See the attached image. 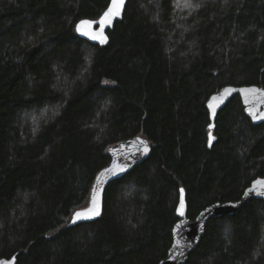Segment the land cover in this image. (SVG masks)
I'll return each instance as SVG.
<instances>
[{
    "label": "trees",
    "instance_id": "obj_1",
    "mask_svg": "<svg viewBox=\"0 0 264 264\" xmlns=\"http://www.w3.org/2000/svg\"><path fill=\"white\" fill-rule=\"evenodd\" d=\"M130 0L106 46L76 31L111 0H0V259L159 264L179 221L264 178V124L227 86L264 89V0ZM209 132L215 137L209 147ZM150 157L109 184L101 217L71 226L109 150ZM187 264H264V201L210 220Z\"/></svg>",
    "mask_w": 264,
    "mask_h": 264
},
{
    "label": "water",
    "instance_id": "obj_2",
    "mask_svg": "<svg viewBox=\"0 0 264 264\" xmlns=\"http://www.w3.org/2000/svg\"><path fill=\"white\" fill-rule=\"evenodd\" d=\"M129 1L130 0H125L121 15L119 17L114 18L110 26L106 25L104 27L103 34L104 36L107 37L106 42L101 43L99 40H93L89 36L82 35L80 32L76 30L79 37L89 42L92 45L106 46L109 43L108 32L110 30H113L115 25L118 22H121L123 20L126 7ZM110 5H111V2L109 6ZM89 21H92V20H89ZM80 22L77 25H79ZM99 28H100L99 24L94 23L92 26V31L98 32ZM243 89H257L259 91L245 92V91H242ZM236 96H239L241 98V101L245 107L246 115L253 122V124L254 125L264 124V119L254 120L252 115L249 114V110L256 113L257 116L264 114V89L258 86H243V87L227 86V87L222 88L218 93L212 95L207 103V107H208L211 122H212L211 125H213V127L210 128L211 131L215 129V122H216V119L220 111L224 109L228 105V103ZM213 97H215V99H213ZM209 105H212V107H209ZM213 112L215 113L214 115H213ZM137 138H139V140H144L147 142L149 151L146 154L143 152V146L139 143V140ZM151 152L152 151H151V146L149 142L142 137H135L132 139H128V140L119 142L113 147H111L109 150L111 162L100 173L104 172L105 169L113 168L115 166L114 168L115 174L106 173L105 177H103L104 182L98 185L97 178L100 177V173H99L96 177V180L93 186V188H96V187L99 188L100 215L93 217L91 219H82L80 221L73 223L72 222L74 219V214H73L70 225L75 226L78 224L91 223V222L98 220L103 213L104 194L109 184H111L112 182L116 180L123 178L125 175L130 173L138 165L146 161L150 157ZM123 165H127V168L125 171L121 172L120 167ZM256 181H264V178L262 177V178H258L254 180L252 184L250 185V187H248L244 191L242 197L238 201L226 202V203H221V202L214 203L206 207L204 210H202L198 214V216L195 218V220H190L187 216L188 209H187L186 195H185V192L183 191V198H184V203H185V215L181 217L177 213L179 221L176 223V225L177 224L182 225V228L180 230H177L176 225L174 226L172 245L168 251L167 257L164 260H162L159 264H187L191 253H193L197 249L201 240L203 239L205 235L206 227L210 220H213L216 218H222L225 216H233L237 214L238 212H240L246 205H248L253 200H263L264 201V195L260 194V193H264V185H257ZM249 189H254V191L249 192L248 191ZM92 194L93 192L91 193L89 204L85 208L77 210V211H83L91 206ZM177 242H179L180 246L174 247V245H176ZM12 258H15V264H17V257L14 256ZM12 258L0 259V262H6V264H8V262H10Z\"/></svg>",
    "mask_w": 264,
    "mask_h": 264
},
{
    "label": "snow or ice",
    "instance_id": "obj_3",
    "mask_svg": "<svg viewBox=\"0 0 264 264\" xmlns=\"http://www.w3.org/2000/svg\"><path fill=\"white\" fill-rule=\"evenodd\" d=\"M125 0H111V5L108 7L107 11L103 13V16L99 21H89V20H82L79 25H77L76 30L80 32L82 35L89 36L93 40H99L101 43L106 42L107 37L104 36V27L106 25H111L112 21L114 18L119 17L121 15V12L123 10ZM94 23H98L100 28L98 32H93L92 31V26ZM242 91H252V92H257L259 90L257 89H243ZM215 99V97H213ZM209 107H212V105H209ZM215 113L213 112V115ZM249 114L252 115L254 120L257 119H264V114H261L259 116L256 115V113L252 112L249 110ZM213 127V125H209V128ZM139 140V138H137ZM215 139L211 135V132H209V147H211V141ZM139 143L143 146V152L146 154L149 151L147 142L144 140H139ZM114 168H108L105 169L104 172L100 173V177L97 178V183L98 185L102 184L103 177H105V174H115ZM127 168V165H123L120 167V171L123 172ZM257 185H264V181H256ZM183 189H180V203L179 207L176 209L177 213L179 216L183 217L185 215V203H184V198H183ZM249 192L254 191V189H249ZM92 200H91V206L83 211H77L74 213V219L73 223L80 221L82 219H91L93 217L99 216L100 215V196H99V188H93L92 190ZM261 195H264V193H260ZM177 230H180L182 228V225L177 224L176 225ZM180 246L179 242H177L174 247ZM0 264H6V262H0ZM8 264H15V258H12Z\"/></svg>",
    "mask_w": 264,
    "mask_h": 264
},
{
    "label": "rangeland",
    "instance_id": "obj_4",
    "mask_svg": "<svg viewBox=\"0 0 264 264\" xmlns=\"http://www.w3.org/2000/svg\"><path fill=\"white\" fill-rule=\"evenodd\" d=\"M189 2H187L186 0H179L178 1V6H180L181 9L185 8V5L188 4Z\"/></svg>",
    "mask_w": 264,
    "mask_h": 264
},
{
    "label": "bare ground",
    "instance_id": "obj_5",
    "mask_svg": "<svg viewBox=\"0 0 264 264\" xmlns=\"http://www.w3.org/2000/svg\"><path fill=\"white\" fill-rule=\"evenodd\" d=\"M144 162H145V161H144ZM138 166H139V165H138ZM134 169H135V168H134ZM134 169H133V170H134ZM133 170H132V171H133ZM128 174H129V173H128ZM125 176H126V175H125Z\"/></svg>",
    "mask_w": 264,
    "mask_h": 264
}]
</instances>
